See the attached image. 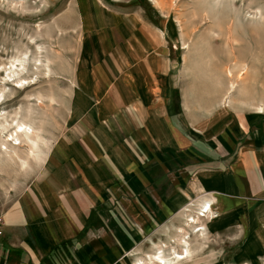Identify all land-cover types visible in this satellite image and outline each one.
<instances>
[{
  "label": "rangeland",
  "instance_id": "1",
  "mask_svg": "<svg viewBox=\"0 0 264 264\" xmlns=\"http://www.w3.org/2000/svg\"><path fill=\"white\" fill-rule=\"evenodd\" d=\"M85 1L93 4L92 9L97 4L119 19L143 28L137 30L143 48L153 49L156 45L153 39L158 41V67L169 77V87L175 89L173 100L178 116L175 121L184 129L193 131L191 122L215 115L226 106L241 116H256L252 124L264 133V113L258 110L264 108V0H0V216L3 218L17 204L32 201L31 190L46 174L44 157L41 160L20 148L19 159L9 157L3 150L5 137L15 133L16 123H24L42 135L45 141L39 147L44 153L60 143L68 148L78 144L87 151V134L98 129L94 105L89 107L78 101L73 106L77 98L74 75L77 67L84 66L79 58L89 51L87 45L86 49L83 46L86 35L82 36L80 24L84 23L85 28L87 24L101 28L110 23L98 15L89 16L87 23L86 11L80 8ZM170 24L174 31L168 29ZM107 37L108 44L103 50L92 44L94 56L111 55L113 43ZM144 53L143 66L150 67L148 59L155 54ZM96 61L90 69L105 67ZM184 103L186 113L181 109ZM179 116L185 118L179 120ZM87 121L89 128L85 129ZM102 123L107 126L106 120ZM95 136L103 137L107 146V153L97 152L92 157L101 168L106 166V190L111 198L112 191L117 189L113 185L121 175L114 166L123 168V162L127 165L124 160L121 163V155L128 158L129 152L120 153L124 142L119 135ZM101 209L94 211L78 240L62 243L59 251L43 264H92L91 253L95 249L94 261L108 257L109 261H105L108 264H133L139 258L149 259L159 245L178 246L176 233L164 241L160 238L169 235L160 234L158 238L153 234L140 235L141 227L136 220L115 219L111 207L103 212ZM197 210L189 215L196 216L200 206ZM111 224L126 227L111 228ZM180 227L191 233L192 251V258L180 264H264V250H256L254 244L246 246L251 257L241 258L249 240H260L253 234L207 230L193 233L186 225ZM7 240V236L0 240V251L4 252L0 256L9 262L12 257ZM121 244L127 249L119 248ZM88 247L94 248L93 251H87ZM5 261L0 263L7 264Z\"/></svg>",
  "mask_w": 264,
  "mask_h": 264
},
{
  "label": "crops",
  "instance_id": "2",
  "mask_svg": "<svg viewBox=\"0 0 264 264\" xmlns=\"http://www.w3.org/2000/svg\"><path fill=\"white\" fill-rule=\"evenodd\" d=\"M91 5L85 1L80 6L86 11L87 23L89 16L98 15L110 24L101 28L80 24L82 36L86 35L83 46L89 51L79 58L84 66L75 71L77 98L73 106L78 101L94 105L98 129L87 134L88 152L78 144L68 148L61 143L45 151L46 174L31 190L32 201L17 204L4 217L12 261H5V256H0V261L43 264L62 243L78 240L94 211L102 206L100 212L111 207L115 219L136 220L140 235H169L160 238L164 241L175 235L177 227L186 225L187 216L194 215L198 206L201 210L204 205H213L217 217L203 218L209 233L253 234L260 239L249 240L243 247L244 260L251 257L246 252L248 244L264 250V133L252 124L256 116H241L225 106L205 120L191 122L194 132L184 129L175 121V89L169 87V77L158 67V41L153 39V49L143 48L137 32L143 28ZM107 35L113 52L107 58L94 56L92 44L103 50ZM145 51L155 54L148 59L150 67L143 66ZM95 61L105 67L90 69ZM181 109L187 112L185 103ZM184 118L179 116V120ZM84 127L89 128V121ZM95 134L119 135L124 142L120 153L129 152L128 158L121 155V163L124 160L127 165L114 166L121 175L111 198L106 190V166L101 168L92 157L97 152L107 153V146L104 138ZM88 248L89 252L94 249ZM119 248L127 249L122 244ZM95 250L92 264H108V257L94 261Z\"/></svg>",
  "mask_w": 264,
  "mask_h": 264
},
{
  "label": "bare ground",
  "instance_id": "3",
  "mask_svg": "<svg viewBox=\"0 0 264 264\" xmlns=\"http://www.w3.org/2000/svg\"><path fill=\"white\" fill-rule=\"evenodd\" d=\"M168 29L170 31H174V26L170 24L168 26ZM20 83L21 82H19V84ZM232 89H234V86H232ZM258 110L264 113V108H259ZM15 125L13 126L15 127L14 130L15 133L5 137L6 140L2 146L4 147L3 150L5 151V153L9 157L17 156L19 159H21L18 155L17 150H19L20 148H25L28 150V153L30 155L38 157L41 160H43L44 152H42L39 147V144L44 143L45 141L42 135L39 134L37 130L33 129L32 127H29L24 123H16ZM22 162L23 164H25V160L22 159ZM203 207L204 208L199 210L196 216H188L189 220H186L187 221L186 226H188L193 231V233H199L201 230L202 231L206 230V226L203 224V218L217 217L215 216V210L213 205H204ZM189 217L192 218L190 219ZM198 227L200 228L198 229ZM201 227H203V229ZM176 234H177L176 242L178 244L177 246L178 249L176 247L169 248L166 245L164 246L160 245L155 250V253L149 256V259L147 257L139 258L133 264H180L183 261L192 258V251L190 244L191 233L187 229L183 227H179L176 229Z\"/></svg>",
  "mask_w": 264,
  "mask_h": 264
},
{
  "label": "built area",
  "instance_id": "4",
  "mask_svg": "<svg viewBox=\"0 0 264 264\" xmlns=\"http://www.w3.org/2000/svg\"><path fill=\"white\" fill-rule=\"evenodd\" d=\"M200 227H198L199 229ZM203 229V227H201ZM6 222L2 216H0V239L5 236Z\"/></svg>",
  "mask_w": 264,
  "mask_h": 264
}]
</instances>
